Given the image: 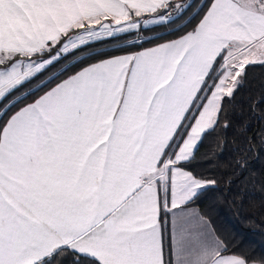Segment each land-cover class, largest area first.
Returning a JSON list of instances; mask_svg holds the SVG:
<instances>
[{
  "label": "snow or ice",
  "instance_id": "obj_1",
  "mask_svg": "<svg viewBox=\"0 0 264 264\" xmlns=\"http://www.w3.org/2000/svg\"><path fill=\"white\" fill-rule=\"evenodd\" d=\"M255 66L264 0H0V264H264L195 207Z\"/></svg>",
  "mask_w": 264,
  "mask_h": 264
},
{
  "label": "trees",
  "instance_id": "obj_2",
  "mask_svg": "<svg viewBox=\"0 0 264 264\" xmlns=\"http://www.w3.org/2000/svg\"><path fill=\"white\" fill-rule=\"evenodd\" d=\"M264 84V68H250L248 82L235 101L233 127L223 141L209 136L196 154L198 170L217 181L195 207L210 217L216 230L236 248L264 253V123L250 120V129L239 124L248 119V102L258 97ZM257 140L247 151L249 140ZM239 162V163H238Z\"/></svg>",
  "mask_w": 264,
  "mask_h": 264
}]
</instances>
